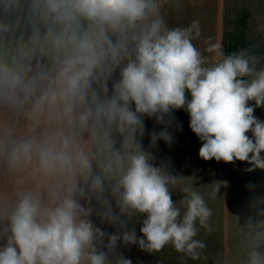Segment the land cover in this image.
I'll return each mask as SVG.
<instances>
[{
	"label": "clouds",
	"instance_id": "clouds-1",
	"mask_svg": "<svg viewBox=\"0 0 264 264\" xmlns=\"http://www.w3.org/2000/svg\"><path fill=\"white\" fill-rule=\"evenodd\" d=\"M160 6L0 0V170L15 186L0 191V264H133L122 249L169 243L199 259L196 224L211 232L213 210L185 186L181 218L170 191L177 178L150 150L173 143L175 110L189 114L201 159L264 170L257 56L218 53L205 66L193 43L199 22L169 28ZM146 118L161 130L149 132ZM249 229L245 264H264V219L250 217Z\"/></svg>",
	"mask_w": 264,
	"mask_h": 264
},
{
	"label": "crops",
	"instance_id": "crops-1",
	"mask_svg": "<svg viewBox=\"0 0 264 264\" xmlns=\"http://www.w3.org/2000/svg\"><path fill=\"white\" fill-rule=\"evenodd\" d=\"M159 3L160 15L169 28L188 27L193 20L199 22L200 35L193 43L205 58V66L218 63L223 58L218 53L243 52L257 56V69L264 68V0H159ZM214 45L218 47L209 52L208 48ZM186 95L190 99V93ZM254 115L264 120V107H256ZM173 116L171 146L159 141L158 147L150 150L155 156L154 163L167 166L177 178V184L170 186V191L173 201L180 207L181 218L186 210V206L180 204L186 195L182 191L185 186L199 192L212 208L213 215L209 220L212 231L196 224L198 232L194 239L203 241L206 247L198 250L200 256L195 260L186 253L177 252L171 243L159 252H147L138 246L122 251L133 264H245L249 250V218L253 222L264 219L257 214V209L264 204L253 203L257 197H264V170L247 172L245 169L249 165L246 162L201 159L198 155L201 141L189 127V114L179 109ZM145 123L149 132L153 128L161 130L152 119L146 118ZM177 126L182 129L178 130ZM143 145L149 149L147 135ZM14 188L12 179L0 170V191L11 196ZM92 219L102 229L114 230L107 223L101 224L99 217ZM132 223L141 235L137 218L133 217Z\"/></svg>",
	"mask_w": 264,
	"mask_h": 264
}]
</instances>
